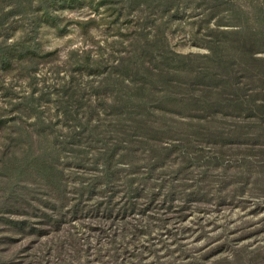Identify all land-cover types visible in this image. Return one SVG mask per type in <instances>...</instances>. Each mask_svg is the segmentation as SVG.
<instances>
[{"label":"rangeland","instance_id":"rangeland-1","mask_svg":"<svg viewBox=\"0 0 264 264\" xmlns=\"http://www.w3.org/2000/svg\"><path fill=\"white\" fill-rule=\"evenodd\" d=\"M0 264H264V0H0Z\"/></svg>","mask_w":264,"mask_h":264}]
</instances>
